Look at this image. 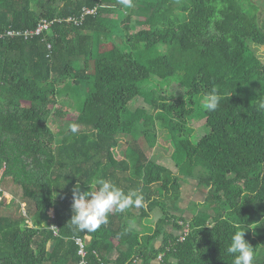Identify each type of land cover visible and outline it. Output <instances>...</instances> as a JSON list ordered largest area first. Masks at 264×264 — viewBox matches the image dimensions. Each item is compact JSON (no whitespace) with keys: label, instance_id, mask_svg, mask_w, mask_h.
Masks as SVG:
<instances>
[{"label":"trees","instance_id":"trees-1","mask_svg":"<svg viewBox=\"0 0 264 264\" xmlns=\"http://www.w3.org/2000/svg\"><path fill=\"white\" fill-rule=\"evenodd\" d=\"M133 5L0 0V31L95 10L79 25L60 20L26 40L0 38V264H232L226 248L242 223L253 264H264L260 7L252 0L248 8L241 0ZM104 42L110 46L101 47ZM178 72L183 92L176 97L140 85ZM212 88L222 99L208 112L200 102ZM69 97L81 100L75 120L54 132L49 119L62 115L58 101L76 104ZM140 97L148 107L132 109L130 102ZM193 118L208 128L197 140ZM71 123L79 125L78 133L67 131ZM159 128L172 136L175 170L151 158ZM96 177L138 191L144 204L113 211L95 232L79 231L68 221L73 192L77 186L86 191ZM8 178L20 188L17 207L24 203V214L4 210L15 200L11 192L8 202L3 197L1 183ZM182 178L206 191L194 203L203 209L194 207L190 217L176 215Z\"/></svg>","mask_w":264,"mask_h":264},{"label":"clouds","instance_id":"clouds-1","mask_svg":"<svg viewBox=\"0 0 264 264\" xmlns=\"http://www.w3.org/2000/svg\"><path fill=\"white\" fill-rule=\"evenodd\" d=\"M124 8H132L133 0H118ZM222 97L216 88L203 97V108L208 112L215 111ZM259 108L264 110V102L259 104ZM72 134L80 131L76 123L68 125ZM144 197L136 190L125 192L114 182L103 177H96L86 191H80L79 186L73 192L72 215L68 220L71 225L79 231L95 232L101 225L108 223V216L113 211L124 212L132 207H143ZM249 229L253 227L247 226ZM245 227L242 223L230 237V243L226 252L233 256L232 264H253V247L245 240Z\"/></svg>","mask_w":264,"mask_h":264},{"label":"rangeland","instance_id":"rangeland-1","mask_svg":"<svg viewBox=\"0 0 264 264\" xmlns=\"http://www.w3.org/2000/svg\"><path fill=\"white\" fill-rule=\"evenodd\" d=\"M242 3L246 8H248L247 3L251 0H241ZM253 3L257 4L260 7V14L259 18L260 20H264V0H252ZM134 18V17H133ZM117 37V36H116ZM121 37L118 36L116 39L117 42H120ZM121 45V44H120ZM110 46L109 42H104L101 47H107ZM122 46V45H121ZM259 55L264 59V46L260 47L258 49ZM180 77H182V72H178L173 76H170L169 78H158V77H150L148 79H145L140 82V85L144 89H150L151 87H154L156 89H163L168 93V95L173 94V96H177L181 92H183L182 87L179 85L180 82ZM60 97L66 98L64 94H62ZM73 98V97H69ZM73 100L76 102V104L72 101H69L67 103H61L57 102V106L60 108V111H62V115L57 118V117H50L49 119V125L53 129L54 132H59L63 130L66 126L67 123H70L75 120V117L77 115L76 109L77 104L81 100H77L73 98ZM133 101L130 102V107L133 109L134 107H144L147 108L148 106L143 102V99L140 97L138 98L133 105L131 104ZM200 105H203V99L200 102ZM198 107V105H196ZM200 108V107H199ZM198 108V109H199ZM190 125L194 128V135H192L194 140H197L201 135H203L205 132L208 131V128L204 124V120H197L196 118H193ZM142 146H144V139L140 138V141ZM123 146L125 144H122ZM123 148V147H122ZM173 150V141H172V136H170V133L166 129H158L157 131V138H156V144L151 150V158L155 159L158 163H162L165 166L168 167H174L171 161V153ZM121 154L120 147L116 149V155L119 156ZM175 169V167H174ZM182 187H181V196L179 199V207H182V211L177 212L176 215H183L184 217H189L191 215L192 209L194 207L195 210H201L203 207L200 209L198 204L194 205V201H203L204 195H205V189L202 187H199L196 180L194 179H186L182 178ZM6 186L5 188L3 186ZM2 189H4L7 192H4L3 197L6 198L5 201L8 202L12 194L10 195L9 193L15 194V200L14 203L4 207L5 212L16 215L20 213V211L24 214V203H21L20 207H17V202L19 200L20 196V188L17 187L15 184L12 183V181L8 178V180H5V183H1ZM10 198V199H9ZM198 207V208H197ZM49 212L52 214V210H49ZM53 216V215H52ZM157 218V215L153 217V220H146L147 222H153Z\"/></svg>","mask_w":264,"mask_h":264},{"label":"built area","instance_id":"built-area-1","mask_svg":"<svg viewBox=\"0 0 264 264\" xmlns=\"http://www.w3.org/2000/svg\"><path fill=\"white\" fill-rule=\"evenodd\" d=\"M94 11H95L94 9L83 8L82 12L77 16H68V17L63 18V19L41 18L37 22V25L34 28H27V29H14V28H10V27L5 28L3 31H0V38L3 39V38L21 37V38H24L26 40V39L32 38L33 36H37V35L42 34V32L47 31L49 29V27L51 26V24L54 21H60V20H64L65 22H67L69 24L79 25L82 23L84 16L86 14L94 13ZM47 47L50 48V44H47ZM4 169H5V163H3L0 166V177L3 174ZM52 215H53V212H52L51 216ZM51 228L54 230V232H56V226H51ZM187 231H188L187 227H185L183 229V231H181L180 238H179L180 240H182L184 238V235ZM76 242L80 245L79 253L81 255H84L83 244L81 243V240L76 239ZM161 255L162 254H160L158 256V259H161Z\"/></svg>","mask_w":264,"mask_h":264},{"label":"crops","instance_id":"crops-1","mask_svg":"<svg viewBox=\"0 0 264 264\" xmlns=\"http://www.w3.org/2000/svg\"><path fill=\"white\" fill-rule=\"evenodd\" d=\"M170 168H172V167H170ZM172 170H175L174 167L172 168ZM194 202H195V203H198V202H201V201H198V200H197V201H194ZM180 211H182V207H181V210H179L178 212H180ZM190 216H191V215H189V217H190ZM145 222H146V221H145ZM145 222H144V223H145ZM86 238L89 239L88 236H87ZM159 244H160V241H159V240L155 242V245H156V246H158ZM136 264H141V263H140V262H137ZM150 264H159V261H158L157 259H154V260H152V261L150 262Z\"/></svg>","mask_w":264,"mask_h":264}]
</instances>
